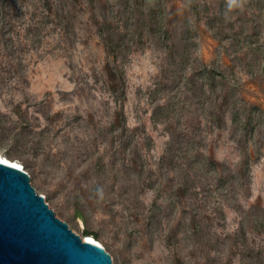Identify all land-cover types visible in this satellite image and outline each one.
Returning <instances> with one entry per match:
<instances>
[{"label":"rangeland","instance_id":"obj_1","mask_svg":"<svg viewBox=\"0 0 264 264\" xmlns=\"http://www.w3.org/2000/svg\"><path fill=\"white\" fill-rule=\"evenodd\" d=\"M262 1L0 0L1 153L116 264H264Z\"/></svg>","mask_w":264,"mask_h":264},{"label":"water","instance_id":"obj_2","mask_svg":"<svg viewBox=\"0 0 264 264\" xmlns=\"http://www.w3.org/2000/svg\"><path fill=\"white\" fill-rule=\"evenodd\" d=\"M25 167L0 160V264H116L98 238H83Z\"/></svg>","mask_w":264,"mask_h":264},{"label":"clouds","instance_id":"obj_3","mask_svg":"<svg viewBox=\"0 0 264 264\" xmlns=\"http://www.w3.org/2000/svg\"><path fill=\"white\" fill-rule=\"evenodd\" d=\"M244 3L245 0H228V7L230 10L233 8H240L242 10Z\"/></svg>","mask_w":264,"mask_h":264},{"label":"bare ground","instance_id":"obj_4","mask_svg":"<svg viewBox=\"0 0 264 264\" xmlns=\"http://www.w3.org/2000/svg\"><path fill=\"white\" fill-rule=\"evenodd\" d=\"M0 160H3V161H5V162H12V163H15V164H17V165H20V166L24 167L19 161H17V160H11V159H9L8 157H6L5 155H3V154L1 153V151H0ZM86 238H94V237H92V236H87Z\"/></svg>","mask_w":264,"mask_h":264},{"label":"trees","instance_id":"obj_5","mask_svg":"<svg viewBox=\"0 0 264 264\" xmlns=\"http://www.w3.org/2000/svg\"><path fill=\"white\" fill-rule=\"evenodd\" d=\"M262 4H264V2H263V1H262ZM88 235H91V236H92V233H90V234H88ZM88 235H87V236H88Z\"/></svg>","mask_w":264,"mask_h":264}]
</instances>
